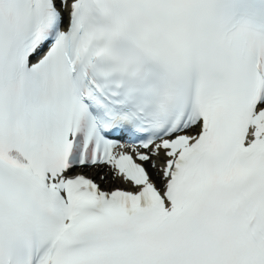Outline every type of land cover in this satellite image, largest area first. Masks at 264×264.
I'll return each mask as SVG.
<instances>
[{"label": "snow or ice", "instance_id": "1", "mask_svg": "<svg viewBox=\"0 0 264 264\" xmlns=\"http://www.w3.org/2000/svg\"><path fill=\"white\" fill-rule=\"evenodd\" d=\"M0 264H264V0H0Z\"/></svg>", "mask_w": 264, "mask_h": 264}]
</instances>
